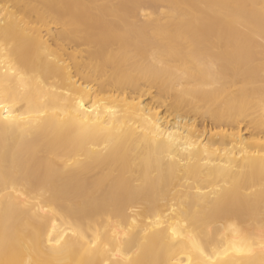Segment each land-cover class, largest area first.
Listing matches in <instances>:
<instances>
[{
  "label": "bare ground",
  "instance_id": "1",
  "mask_svg": "<svg viewBox=\"0 0 264 264\" xmlns=\"http://www.w3.org/2000/svg\"><path fill=\"white\" fill-rule=\"evenodd\" d=\"M248 109L264 0H0V264H264Z\"/></svg>",
  "mask_w": 264,
  "mask_h": 264
},
{
  "label": "rangeland",
  "instance_id": "2",
  "mask_svg": "<svg viewBox=\"0 0 264 264\" xmlns=\"http://www.w3.org/2000/svg\"><path fill=\"white\" fill-rule=\"evenodd\" d=\"M52 31H55L54 29H52ZM43 34H45V33H43ZM48 36H47V34L45 35V38H47ZM144 90H145V92H144V95L142 96L143 98H144V96H145V98L143 99L142 97H141V102H143V104H153L152 103V99H151V96L153 97L154 95H155V93H154V91L156 92V90L155 89H151L152 91H147V89L146 88H144ZM147 91V92H146ZM148 92H150V96L149 97H146V94L148 93ZM152 92V93H151ZM138 96V95H137ZM143 100V101H142ZM250 108H254V107H250ZM248 110H249V112L250 113H248ZM247 110V112H246V114H245V118H243V119H245V121L243 122V121H241V123L242 124H240V130L242 131V136L245 138V139H252V138H262V137H264V130H261V131H258V130H254L253 128H251V127H249L250 129L248 130L247 128H248V126H247V121L249 120V116L247 117V115H249V114H251V111H252V109H248ZM256 118H258V117H256ZM247 119V120H246ZM254 123H256L255 121H253L252 122V124H254ZM244 124V125H243ZM249 124V123H248ZM243 125V126H242ZM242 128H244V129H242ZM247 130V131H246ZM254 130V131H253ZM246 132V133H245Z\"/></svg>",
  "mask_w": 264,
  "mask_h": 264
}]
</instances>
